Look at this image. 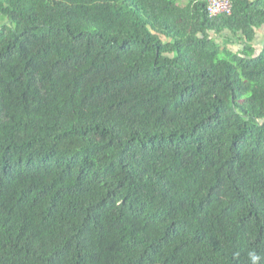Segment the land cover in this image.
I'll return each instance as SVG.
<instances>
[{
	"label": "trees",
	"instance_id": "obj_1",
	"mask_svg": "<svg viewBox=\"0 0 264 264\" xmlns=\"http://www.w3.org/2000/svg\"><path fill=\"white\" fill-rule=\"evenodd\" d=\"M232 3L0 0V264H264V0Z\"/></svg>",
	"mask_w": 264,
	"mask_h": 264
},
{
	"label": "built area",
	"instance_id": "obj_2",
	"mask_svg": "<svg viewBox=\"0 0 264 264\" xmlns=\"http://www.w3.org/2000/svg\"><path fill=\"white\" fill-rule=\"evenodd\" d=\"M232 5V0H209V11L212 16H217L220 13L231 14Z\"/></svg>",
	"mask_w": 264,
	"mask_h": 264
},
{
	"label": "rangeland",
	"instance_id": "obj_3",
	"mask_svg": "<svg viewBox=\"0 0 264 264\" xmlns=\"http://www.w3.org/2000/svg\"><path fill=\"white\" fill-rule=\"evenodd\" d=\"M233 6V5H232ZM264 38V37H263ZM263 38L261 40L257 39L255 40V44L258 46V48L256 47L257 50H259L263 44H264V40ZM219 42L223 43L224 44V40L223 39H218ZM230 47L233 48L234 50H240L242 48V46H240L238 44V41H233L231 43H229Z\"/></svg>",
	"mask_w": 264,
	"mask_h": 264
},
{
	"label": "crops",
	"instance_id": "obj_4",
	"mask_svg": "<svg viewBox=\"0 0 264 264\" xmlns=\"http://www.w3.org/2000/svg\"><path fill=\"white\" fill-rule=\"evenodd\" d=\"M263 37H264V26L256 31V36L254 39L255 40H257V39L261 40ZM255 40H254V48L256 49V47L258 48V46L255 44ZM263 40H264V38H263Z\"/></svg>",
	"mask_w": 264,
	"mask_h": 264
}]
</instances>
